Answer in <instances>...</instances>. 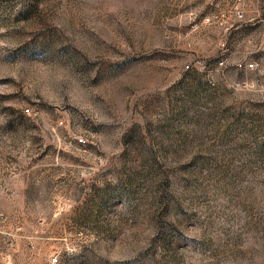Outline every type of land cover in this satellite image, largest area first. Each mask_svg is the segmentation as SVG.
Instances as JSON below:
<instances>
[{
	"label": "rangeland",
	"instance_id": "rangeland-1",
	"mask_svg": "<svg viewBox=\"0 0 264 264\" xmlns=\"http://www.w3.org/2000/svg\"><path fill=\"white\" fill-rule=\"evenodd\" d=\"M52 257L264 264V0H0V264Z\"/></svg>",
	"mask_w": 264,
	"mask_h": 264
},
{
	"label": "built area",
	"instance_id": "built-area-1",
	"mask_svg": "<svg viewBox=\"0 0 264 264\" xmlns=\"http://www.w3.org/2000/svg\"><path fill=\"white\" fill-rule=\"evenodd\" d=\"M231 2L234 4L235 7V15L239 18L243 17V8L247 5V3L249 2V0H231ZM244 66H242L241 64L239 65V68H243ZM248 68H253L254 65L251 63L249 65H247ZM25 112L29 113V109H25ZM80 143H83L84 140L83 139H79L78 140ZM51 263L55 264L58 263V258L57 257H52L51 259Z\"/></svg>",
	"mask_w": 264,
	"mask_h": 264
}]
</instances>
